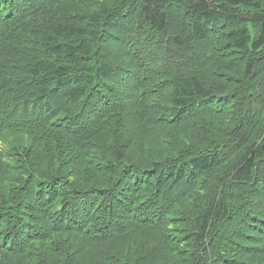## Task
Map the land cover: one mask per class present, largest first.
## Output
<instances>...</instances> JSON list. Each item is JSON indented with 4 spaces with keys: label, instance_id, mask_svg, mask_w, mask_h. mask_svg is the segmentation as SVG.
Wrapping results in <instances>:
<instances>
[{
    "label": "trees",
    "instance_id": "trees-1",
    "mask_svg": "<svg viewBox=\"0 0 264 264\" xmlns=\"http://www.w3.org/2000/svg\"><path fill=\"white\" fill-rule=\"evenodd\" d=\"M0 264H264V0H0Z\"/></svg>",
    "mask_w": 264,
    "mask_h": 264
},
{
    "label": "rangeland",
    "instance_id": "rangeland-1",
    "mask_svg": "<svg viewBox=\"0 0 264 264\" xmlns=\"http://www.w3.org/2000/svg\"><path fill=\"white\" fill-rule=\"evenodd\" d=\"M145 156H148V154L146 153Z\"/></svg>",
    "mask_w": 264,
    "mask_h": 264
}]
</instances>
